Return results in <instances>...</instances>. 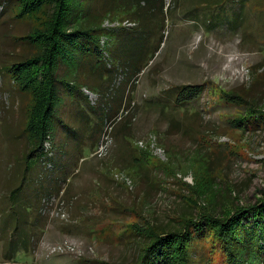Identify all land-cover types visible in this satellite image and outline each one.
I'll return each mask as SVG.
<instances>
[{"label": "rangeland", "instance_id": "obj_1", "mask_svg": "<svg viewBox=\"0 0 264 264\" xmlns=\"http://www.w3.org/2000/svg\"><path fill=\"white\" fill-rule=\"evenodd\" d=\"M110 1L87 0L86 9L97 22L104 18V28L149 35ZM161 5L162 44L153 58L151 50L142 51L151 61L128 85L129 76L114 79L138 53L137 35H106L104 58L94 45L70 55L47 144L54 163L41 182L36 163L24 170L33 145L25 131L31 97L5 71L30 56L20 39L35 22L16 18L14 3L0 0V264H134L145 246L135 231L177 230L209 206L205 194L219 192L211 204L226 197L245 207L264 193V119H245L248 108L264 112V0ZM139 6L150 22L160 1ZM184 85L201 91L178 108L170 90ZM231 94L243 102L228 99ZM54 176L63 188L36 228L31 218L41 208L39 192L56 193L47 190ZM23 225L42 232L32 246ZM65 244L73 250L49 253ZM191 257L193 264H214L205 247Z\"/></svg>", "mask_w": 264, "mask_h": 264}, {"label": "trees", "instance_id": "obj_2", "mask_svg": "<svg viewBox=\"0 0 264 264\" xmlns=\"http://www.w3.org/2000/svg\"><path fill=\"white\" fill-rule=\"evenodd\" d=\"M11 1L17 11L16 18L35 22L31 31L24 38H19L29 45L30 56L6 67L5 71L12 83L21 92L31 97L27 111L30 114L25 131L33 138V145L25 157L24 170L28 171L30 166L36 163L43 169L39 174V181L42 182L44 177L50 174L52 163H54L52 144H47L52 140L50 130L55 118L57 87L62 83L59 75L66 72L70 55L72 56L73 52L79 48L86 52L89 45H94L95 50H99L104 58L105 48L109 47L106 35L122 30L124 35L130 33L137 35V38H132L133 42H137L138 53L124 60L126 63L123 71L119 72L114 79L116 83L118 76L122 81L124 77L129 76L128 85L129 80L137 78L151 61V59L147 61L143 59L142 51L151 50L153 58L162 44L164 25L158 16L163 14V5H161L162 0H159L160 6L153 22L150 21L152 22L150 23L145 19V10L143 11L142 6L139 5L143 4L149 8L151 0L110 1L112 2L110 8L118 14L130 16L132 22L137 24L135 29L140 26L148 31L149 35H146L133 30V27L121 25L102 27L104 18L100 17L97 22V16L92 15L86 9L87 0ZM0 9L3 10L2 7ZM107 13L110 12H104V14ZM83 23L86 26H81ZM140 23L148 24L140 25ZM110 69H112L111 66ZM170 91L174 94V105L184 108L200 94L201 86L184 85ZM228 99L243 102L234 94H231ZM254 117L264 119V112H254L248 108V116L245 119ZM109 119L111 117L107 118ZM61 174H65V167ZM58 177L54 176L51 185L47 188V190L53 189L56 193L45 196L39 192L41 208L38 214L31 218V225L36 228L41 226L42 229L45 222H41L39 216H45L47 207H49L48 203L51 199L58 197L63 188V182L59 184L55 181ZM22 185L24 189V184ZM20 191L21 188H16L11 192L12 204L17 201L14 194ZM216 194L219 192L205 194L203 198L210 200L209 206L198 212L196 217L183 219L177 230L167 231L153 226L147 227L144 233L135 231L136 235L144 237L145 246L139 252L134 264H193L191 251L198 246L208 249L209 258L214 264H264V193L254 203L245 207H238L227 202L226 197H222L220 206L211 204L215 201ZM30 228L23 225V231L30 230L32 246L33 240L37 239L42 232L33 231Z\"/></svg>", "mask_w": 264, "mask_h": 264}, {"label": "built area", "instance_id": "obj_3", "mask_svg": "<svg viewBox=\"0 0 264 264\" xmlns=\"http://www.w3.org/2000/svg\"><path fill=\"white\" fill-rule=\"evenodd\" d=\"M50 205V203H48V206ZM65 250H73V248L71 246H69L68 244H65V246L63 245H60V246H57V247H53L49 250V253H54V252H60L62 253L63 251Z\"/></svg>", "mask_w": 264, "mask_h": 264}]
</instances>
